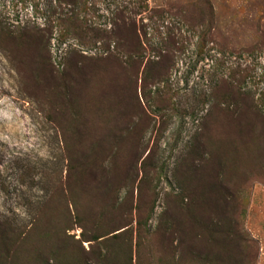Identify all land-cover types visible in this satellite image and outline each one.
<instances>
[{"label": "rangeland", "instance_id": "rangeland-1", "mask_svg": "<svg viewBox=\"0 0 264 264\" xmlns=\"http://www.w3.org/2000/svg\"><path fill=\"white\" fill-rule=\"evenodd\" d=\"M0 264H264V0H0Z\"/></svg>", "mask_w": 264, "mask_h": 264}, {"label": "trees", "instance_id": "trees-1", "mask_svg": "<svg viewBox=\"0 0 264 264\" xmlns=\"http://www.w3.org/2000/svg\"><path fill=\"white\" fill-rule=\"evenodd\" d=\"M226 230H223V232H221V234H219V235H225L226 234V236L228 235V233H229V229L227 230V232H225ZM228 237V236H227Z\"/></svg>", "mask_w": 264, "mask_h": 264}]
</instances>
